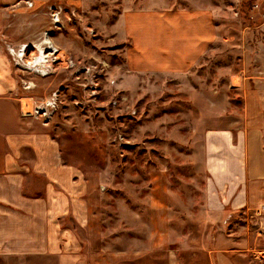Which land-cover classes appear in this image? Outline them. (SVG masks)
<instances>
[{"label": "rangeland", "instance_id": "374dc122", "mask_svg": "<svg viewBox=\"0 0 264 264\" xmlns=\"http://www.w3.org/2000/svg\"><path fill=\"white\" fill-rule=\"evenodd\" d=\"M22 2L0 48L28 121L76 168L64 225L91 263L210 264L219 246L264 264V207L219 218L205 199L207 130L236 125L245 90L264 88V0ZM45 35L42 75L25 63Z\"/></svg>", "mask_w": 264, "mask_h": 264}, {"label": "crops", "instance_id": "0c3cea01", "mask_svg": "<svg viewBox=\"0 0 264 264\" xmlns=\"http://www.w3.org/2000/svg\"><path fill=\"white\" fill-rule=\"evenodd\" d=\"M34 1L38 7L49 0ZM22 3L0 0V31L5 16L22 12ZM17 80L3 45L0 264H92L75 231L64 225L66 217L75 216L79 206L76 168L61 161L51 136L42 127L31 125L22 113ZM244 96V111L241 120L234 121L236 125L207 130L205 134L209 172L206 206L220 214L219 218L226 208L264 207V88L247 89ZM233 250L219 246L209 250L210 264H233L227 255Z\"/></svg>", "mask_w": 264, "mask_h": 264}, {"label": "bare ground", "instance_id": "6f19581e", "mask_svg": "<svg viewBox=\"0 0 264 264\" xmlns=\"http://www.w3.org/2000/svg\"><path fill=\"white\" fill-rule=\"evenodd\" d=\"M44 45H47L48 48L51 50L53 49V51L55 50V47L53 46V44L51 43L50 39L47 37V35L44 36L43 40L39 43V48L40 50V54H38L37 56L34 57L33 60H29L27 61L25 64L26 67L32 68L35 71L43 74H46L47 71L45 69V66L48 64V55L52 54V52H45L43 50ZM25 47V45L23 46ZM34 66V67H33Z\"/></svg>", "mask_w": 264, "mask_h": 264}, {"label": "built area", "instance_id": "2783aa9c", "mask_svg": "<svg viewBox=\"0 0 264 264\" xmlns=\"http://www.w3.org/2000/svg\"><path fill=\"white\" fill-rule=\"evenodd\" d=\"M55 14L57 15L58 13L56 12ZM24 48H25V47L21 46V48L18 49L17 52H19V55L15 56L16 58H18V59H22V58H23V55H24ZM9 51H10V50H9ZM10 52H11V54H12V53H15V51H10ZM21 104H22V103H21ZM50 105H51V104H50ZM22 113H23V114L26 113V111L23 109V106H22ZM25 115H27V114H25Z\"/></svg>", "mask_w": 264, "mask_h": 264}]
</instances>
